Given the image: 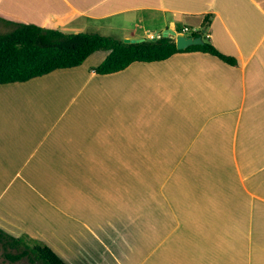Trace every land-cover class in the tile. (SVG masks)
I'll use <instances>...</instances> for the list:
<instances>
[{
	"label": "crops",
	"instance_id": "0c3cea01",
	"mask_svg": "<svg viewBox=\"0 0 264 264\" xmlns=\"http://www.w3.org/2000/svg\"><path fill=\"white\" fill-rule=\"evenodd\" d=\"M0 21L201 51L0 84V229L67 264H264V0H0ZM154 30H158L154 33Z\"/></svg>",
	"mask_w": 264,
	"mask_h": 264
},
{
	"label": "trees",
	"instance_id": "16d2710c",
	"mask_svg": "<svg viewBox=\"0 0 264 264\" xmlns=\"http://www.w3.org/2000/svg\"><path fill=\"white\" fill-rule=\"evenodd\" d=\"M199 35L203 37L202 44L178 49L175 39L164 34L141 42H127L96 32L67 33L57 26L19 22L11 31L0 33V84L24 82L57 69L79 66L99 50L108 51L104 60L94 67L99 74L123 70L135 61H161L190 51L207 52L227 63H237L209 41L204 30L194 33ZM0 245L5 257L12 261L26 257L36 264H67L49 245L34 238L10 235L2 229Z\"/></svg>",
	"mask_w": 264,
	"mask_h": 264
},
{
	"label": "water",
	"instance_id": "95a60500",
	"mask_svg": "<svg viewBox=\"0 0 264 264\" xmlns=\"http://www.w3.org/2000/svg\"><path fill=\"white\" fill-rule=\"evenodd\" d=\"M165 36H170L175 39L178 49H186L191 45L202 44L204 42L202 35L194 36L191 34H185L183 32H177L173 28H167L164 31ZM146 38H125L124 40L127 42H141Z\"/></svg>",
	"mask_w": 264,
	"mask_h": 264
},
{
	"label": "rangeland",
	"instance_id": "374dc122",
	"mask_svg": "<svg viewBox=\"0 0 264 264\" xmlns=\"http://www.w3.org/2000/svg\"><path fill=\"white\" fill-rule=\"evenodd\" d=\"M11 30H12L11 26L6 24L5 22L0 21V33H6V32H9ZM178 30H182V27H178ZM157 32H158V30H154V33H157ZM122 33L123 32L120 30H115L111 34H106V35L112 36V37H115L118 39H125V38H122ZM152 37H155V35L151 36L150 38H152ZM11 250L15 252L14 249H11ZM0 264H36V263L30 262L28 260V258H26V257L23 259L17 260V261L9 260L5 257L4 249L0 245Z\"/></svg>",
	"mask_w": 264,
	"mask_h": 264
},
{
	"label": "built area",
	"instance_id": "2783aa9c",
	"mask_svg": "<svg viewBox=\"0 0 264 264\" xmlns=\"http://www.w3.org/2000/svg\"><path fill=\"white\" fill-rule=\"evenodd\" d=\"M201 29L200 28H196V27H192V26H189V25H185L182 29V32L185 33V34H191V35H194V33H197L199 32ZM163 35V33H158L155 35V37H161ZM207 37L209 36L208 34H206Z\"/></svg>",
	"mask_w": 264,
	"mask_h": 264
}]
</instances>
